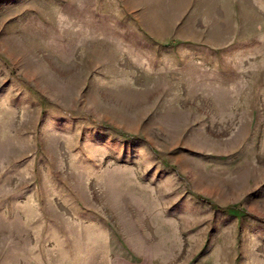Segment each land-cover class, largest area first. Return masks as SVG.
I'll use <instances>...</instances> for the list:
<instances>
[{"label":"rangeland","instance_id":"374dc122","mask_svg":"<svg viewBox=\"0 0 264 264\" xmlns=\"http://www.w3.org/2000/svg\"><path fill=\"white\" fill-rule=\"evenodd\" d=\"M0 264H264V0H0Z\"/></svg>","mask_w":264,"mask_h":264}]
</instances>
